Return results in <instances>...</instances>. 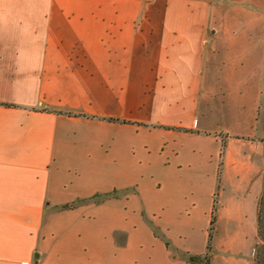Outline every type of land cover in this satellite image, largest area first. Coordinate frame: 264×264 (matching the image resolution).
Returning <instances> with one entry per match:
<instances>
[{"label":"crops","instance_id":"1","mask_svg":"<svg viewBox=\"0 0 264 264\" xmlns=\"http://www.w3.org/2000/svg\"><path fill=\"white\" fill-rule=\"evenodd\" d=\"M263 84L264 0H0V264H190L221 134L256 237Z\"/></svg>","mask_w":264,"mask_h":264},{"label":"rangeland","instance_id":"2","mask_svg":"<svg viewBox=\"0 0 264 264\" xmlns=\"http://www.w3.org/2000/svg\"><path fill=\"white\" fill-rule=\"evenodd\" d=\"M264 109V84L263 91L260 93L254 116L253 127L256 129L261 128V115ZM245 125L240 128V130H245ZM263 135V132H262ZM221 143L224 144V139L226 137L238 138L236 135L221 134ZM242 138V137H239ZM261 141V138H260ZM221 146V145H220ZM224 153V145L222 153ZM218 153L217 170H216V180H214V198L216 200V210L214 213V221L211 225L212 229L210 231L209 240V250L210 259L212 254H215V259L213 264H219L220 252L222 247L226 246L228 240L235 241L236 235L239 240L243 242V250L246 252L251 250V244L254 237V214H255V204L253 199H249L245 205L238 206L233 204V183L221 178V158ZM263 183V171L261 175V186ZM222 206V209H221ZM257 241L254 237V243ZM235 255V254H234Z\"/></svg>","mask_w":264,"mask_h":264},{"label":"trees","instance_id":"3","mask_svg":"<svg viewBox=\"0 0 264 264\" xmlns=\"http://www.w3.org/2000/svg\"><path fill=\"white\" fill-rule=\"evenodd\" d=\"M257 115V112H256ZM110 121H118V119L115 118H109ZM261 128L263 135L261 137V142L263 144V159H264V109L263 113L261 115ZM223 143H221L220 149H219V156L222 153L223 150ZM116 190H111L110 192L105 193H95L91 196L76 199L72 202L62 204L61 208H71L77 203H81L84 201H96L100 199H104L109 196L115 195ZM216 210V200L213 197L212 203H211V212H210V219H209V226L207 231V243H206V250L202 254H188L186 256V260L190 264H209L210 262V254L208 253L209 250V240H210V231L212 229L211 225L214 221V213ZM255 235L257 241L254 244V261L255 264H264V170H263V183L261 187V192L257 198L256 202V215H255ZM166 244V242H165Z\"/></svg>","mask_w":264,"mask_h":264}]
</instances>
